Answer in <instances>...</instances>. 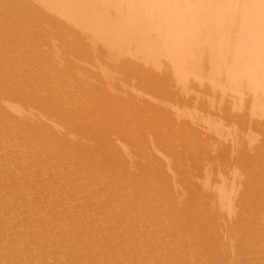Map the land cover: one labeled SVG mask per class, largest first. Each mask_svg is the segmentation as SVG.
Returning <instances> with one entry per match:
<instances>
[{
	"label": "rangeland",
	"instance_id": "obj_1",
	"mask_svg": "<svg viewBox=\"0 0 264 264\" xmlns=\"http://www.w3.org/2000/svg\"><path fill=\"white\" fill-rule=\"evenodd\" d=\"M233 1L0 0V264H264V5Z\"/></svg>",
	"mask_w": 264,
	"mask_h": 264
},
{
	"label": "bare ground",
	"instance_id": "obj_2",
	"mask_svg": "<svg viewBox=\"0 0 264 264\" xmlns=\"http://www.w3.org/2000/svg\"><path fill=\"white\" fill-rule=\"evenodd\" d=\"M231 0H224V2L225 3H229ZM238 1H240V0H237V1H233V2H231L229 5L230 6H234V5H236V3L238 2ZM241 1H243V6H250V7H252L254 4H249V3H251V2H258V1H256V0H241ZM222 4V3H221ZM224 4V3H223ZM258 5H264V0H261V4H259L258 3ZM217 8L215 7L213 10H216ZM263 20H262V18L260 17V12L258 11V13L255 15V21H254V24H253V27H256V26H258V25H261V24H263ZM245 36V33L244 32H242L241 30H236L235 31V40L236 41H239V40H241L243 37ZM257 38H258V40H255L253 43H252V46L254 47V48H258L261 52H263L264 53V34H259V35H257ZM260 40H263V41H260ZM243 62V60L241 59L240 60V63H242ZM261 67L260 66H258V67H256V68H251L250 70H254V72H256L257 70H259Z\"/></svg>",
	"mask_w": 264,
	"mask_h": 264
}]
</instances>
